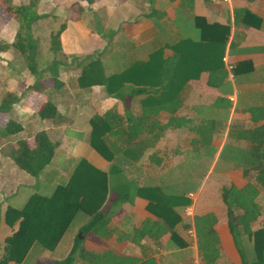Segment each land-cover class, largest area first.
Listing matches in <instances>:
<instances>
[{
	"label": "crops",
	"instance_id": "1",
	"mask_svg": "<svg viewBox=\"0 0 264 264\" xmlns=\"http://www.w3.org/2000/svg\"><path fill=\"white\" fill-rule=\"evenodd\" d=\"M59 3L60 10L56 15L59 17V25H64L59 35L61 55L60 58L52 57L51 62H55L56 73L62 84L55 87L51 80L44 83L46 95L55 102L58 115L54 119H41L36 115L43 126L35 128L28 136L17 138H30L37 130H44L56 146L51 161L45 165L36 179L31 181L19 173L18 170L21 169L9 157L8 149L1 148L5 143L0 137L2 139L0 154L8 158L12 164L9 171V196L13 201L3 211L2 228L9 230L5 237L18 228V222L13 226L5 223L6 208L21 207L32 193L39 192L36 188L43 189L50 178L51 190L47 193L41 190L39 193L50 195L57 185L66 184L80 159H84L87 164L102 172L108 173L110 169L112 161L104 158L89 144L90 118L112 107L123 113L124 107L114 96L107 94L103 86L78 87L75 79L81 67L88 61L99 58L107 73L116 72L135 60H146L149 53L160 47L163 48V56L166 57L172 52L168 47L169 44L180 37L197 36L193 16L198 15L208 22L230 26L223 55V64L227 71L226 85L221 88L207 85V72L203 71L197 79H189L179 91L168 93L170 109H159L144 123L153 126L154 129L170 123L169 127L138 161L125 158L123 162L125 169L121 166L122 178L134 181L138 185H171L176 186L175 190H179L183 180L186 183L198 182L195 190L191 189L185 193L184 197L189 199V203H178L173 206L181 219L174 227L175 236L167 232L158 242L144 237L141 239L142 246L130 240L134 227H139L145 219H156V216L146 208L147 199L135 195L130 201L123 202L113 209L109 222L112 231L111 235L104 239L105 242L95 234H91L87 239L100 246L105 245L117 253L140 259L152 256L157 264H183L185 256L193 258L194 264H201L193 217L212 212L217 218L214 229L220 241V258L217 264H236V262L241 264L227 227L226 208L220 198V189L222 185L230 182L237 187L246 183L241 170L231 161L234 157V147H244L247 144L246 140L236 137L235 131L252 125L247 112L249 107H264V0H193L192 10L181 7L179 0H93L91 3L81 0H62ZM41 4L39 1L37 11L45 18L49 12L40 11ZM152 8L165 12V16L158 19V28L146 16ZM242 11L258 17L259 24L257 26L251 23L243 24L245 20L256 21L252 17H245L242 22ZM14 32L15 29L10 31V37L3 35L0 38L11 42ZM109 46L111 47L107 50ZM121 48L125 51V66L114 69L109 52L112 50L116 53ZM98 49H102L101 52H97ZM0 52L12 53V50ZM246 62L252 64L250 71ZM237 64L240 65L234 73L233 69ZM30 76V82L24 88L27 92L25 95L31 94L30 92L35 93L29 88L34 81V76L32 74ZM18 89L20 90L19 87ZM24 90L15 92L22 94ZM157 94L159 95L156 93V96ZM38 96L39 94L36 97ZM152 96L155 95L127 96L125 113L139 114L143 109L151 107L152 101H155L153 104L158 100L161 101ZM21 100L23 103L26 102L24 99ZM24 104L27 105L28 112H34L27 102ZM172 109L176 110L172 112ZM23 128L19 132L23 133ZM205 128L209 131L207 132ZM229 129L232 131L230 135ZM204 133L208 134L209 139ZM149 137L153 141L154 136L151 138L149 135ZM225 145L228 146L226 150L223 149ZM68 150L75 152L72 160L64 159V153ZM1 170L3 169H0V175L3 174ZM19 176L26 179V182L19 181L21 179H18ZM22 188L27 190L26 195H22ZM215 195L217 199L213 197ZM110 197L111 193L108 192L101 208L108 203ZM257 203L261 215L253 229L264 227L258 225L260 218H264V190H260ZM77 214H81V219L70 236L71 241L65 245L67 253L74 234L90 216L82 210L75 215ZM68 230L69 227L65 233ZM191 230L194 235L189 234ZM61 239L52 250L59 246ZM36 244L34 243L29 251ZM37 245L36 255L44 257L49 255L47 251H52Z\"/></svg>",
	"mask_w": 264,
	"mask_h": 264
},
{
	"label": "trees",
	"instance_id": "2",
	"mask_svg": "<svg viewBox=\"0 0 264 264\" xmlns=\"http://www.w3.org/2000/svg\"><path fill=\"white\" fill-rule=\"evenodd\" d=\"M39 1L26 0L15 3L13 0H0V7L17 23L11 42L1 38L0 51L12 50L23 56L30 74L34 76L29 88L39 94L34 100V112L41 119H54L58 115L56 104L46 95L44 83L51 80L56 87L62 82L58 79L54 61L46 69L37 67L38 39L34 36L33 25L43 18L37 11ZM81 1L91 3L93 0ZM179 5L192 10L193 0H179ZM241 13L242 22L245 17H252L256 21L245 20L243 24H259L260 19L255 15L246 11ZM146 16L158 28V19L163 18L165 12L152 8ZM193 24L198 32L197 36L180 37L169 44L172 52L166 57L160 47L149 53L146 60H135L116 72L107 73L99 58L90 60L81 67L75 79L78 87L103 86L107 94L114 96L124 107L123 113L112 107L90 118L89 144L104 158L112 161L110 169L105 173L80 159L68 182L57 185L50 195L34 192L21 207L8 206L4 212L5 223L13 226L18 222V228L5 237L0 264H22L34 243L52 250L79 210L90 216L74 234L68 253L59 259H37L34 264H157L152 256L140 259L117 253L105 245L103 247L89 242L87 238L95 234L105 242L104 239L109 237L112 231L109 222L113 209L123 202L130 201L135 195L147 199L146 208L156 219H145L139 227H134L130 240L142 246L141 239L144 237L158 242L167 232L175 236L174 227L181 219L173 206L189 203V199L184 197L185 193L191 189L195 190L198 182L186 183L183 180L180 184L183 188L179 190H175L176 186L171 185H138L122 178L120 163L125 162V158L138 161L169 127L170 123L154 129L144 123L159 109H170L168 93L179 91L189 79H197L203 71L207 72V85L216 88L226 85L227 71L223 64V55L230 26L208 22L198 15L193 16ZM63 28L64 25L60 24L55 32H50L49 50L54 55L60 52L59 35ZM246 64L250 71L252 64ZM239 65L234 67V73ZM156 93L159 95L156 96ZM140 94L155 95L152 97L161 101L158 100L157 105L152 101L151 107L143 109L139 114L125 113V98ZM10 108V102H0V114H6ZM172 110L174 112L176 109ZM247 112L252 125L235 131L236 137L246 140L247 144L244 147H234V157L231 159L234 166L241 170L246 183L241 187L231 182L222 185L220 198L226 208L227 227L241 264H264V227L253 229L261 215L257 197L260 190H264V107L252 106ZM22 128L20 122L9 116L0 125V137L5 139ZM228 134H232L230 129ZM149 135L151 138L154 136L153 141L149 139ZM207 137L209 139V136ZM55 146L56 143L50 140L46 131L37 130L30 138L17 139L6 147L9 157L18 168L37 177L51 161ZM223 149H228V146L225 145ZM108 192L111 197L101 208ZM216 222V215L212 212L193 217L201 264H217L220 258V241L214 229ZM240 240L250 248V255L241 250ZM88 243L95 247H89Z\"/></svg>",
	"mask_w": 264,
	"mask_h": 264
},
{
	"label": "rangeland",
	"instance_id": "3",
	"mask_svg": "<svg viewBox=\"0 0 264 264\" xmlns=\"http://www.w3.org/2000/svg\"><path fill=\"white\" fill-rule=\"evenodd\" d=\"M15 3H22L26 0H13ZM62 0H40L41 6L40 11H48L51 14H47V17L40 19L33 25V33L34 36L38 39V47H37V67L38 68H45L47 67L52 57H59L60 53L54 54L49 50V39H50V32L53 33L58 29L59 26V17L56 15V12L60 10V3ZM39 8V7H38ZM48 8L50 10H48ZM15 20L5 11L2 7H0V37L1 36H8L10 37V31L14 30L16 27ZM96 27L100 28L98 24H95ZM50 31V32H49ZM13 33V32H12ZM10 35V36H9ZM1 40V38H0ZM111 46L107 47L110 48ZM102 49H98L97 52H101ZM123 48L120 50L112 52L110 50L109 58L111 59V62L113 64L114 69H121L125 66V51H122ZM12 53H15L12 51ZM10 52H0V102L2 100L10 102L11 106L13 105V108H10L9 111L6 114H0V125H2L7 117H12L13 119L19 120L23 125V133L17 132L15 134L7 136L3 141L4 145L1 146L2 143H0L1 148H7L6 146L16 140L17 138L21 136H28L32 133V131L35 128H40L43 126L42 123L39 122V119L37 118L36 114L34 112H28L26 110L27 105L24 103H28L32 110H34V100L36 99L37 94L30 92L31 94L25 95L27 93L24 88L27 86V84L30 82V74L29 70L27 68V63L22 55L15 53L14 55ZM56 67V65H55ZM24 93L17 94L15 91H20ZM20 91V92H21ZM16 93V94H15ZM21 99H24L26 102H22ZM15 103V104H14ZM24 105H23V104ZM23 105V106H22ZM39 122V123H38ZM69 129H67L68 131ZM53 139V138H51ZM2 139L0 138V142ZM56 155V154H55ZM75 155L74 151L68 150L64 153V159L72 160L73 156ZM55 159V156H54ZM53 159V160H54ZM120 163V162H119ZM120 165L125 169V163H120ZM16 167V166H15ZM12 168V164L8 158L3 157L0 154V169L2 171V175H0V253L3 245V238L5 235L9 233L8 229H3V211L7 205L12 204L13 199L10 198L9 194V187H10V175L9 171ZM16 169H18L16 167ZM19 173L25 175L27 179L34 181L36 177L30 176L26 174L25 172L18 170ZM10 174H14L10 172ZM21 178V179H20ZM19 181L25 183L26 179L19 176ZM221 182L224 180H220ZM50 182L51 178L47 181V184L43 189L36 188L37 191L47 193L51 190L50 188ZM23 189V188H22ZM22 195L27 194V190L23 189ZM35 190V189H34ZM217 194V192H216ZM21 195V196H22ZM217 199V196H213ZM212 197V199H213ZM17 204V203H15ZM81 219V214L75 215L73 218L69 230L65 233L63 238L61 239V242L57 248H55L52 251H47L49 253L48 256H40L36 255L37 247L38 245H34L32 250L29 251L27 254L25 260L22 264H34V262L37 259H44V260H52L53 258H62L66 255L67 251H65V245L69 243L70 236L73 234L74 230L77 228L78 223ZM258 225L264 226V218H260ZM241 250L247 254L250 255V248L242 241H239ZM89 247H95L92 243H88ZM162 256V255H161ZM185 260L183 264H194L193 258L190 257H183ZM237 264V262H236Z\"/></svg>",
	"mask_w": 264,
	"mask_h": 264
},
{
	"label": "built area",
	"instance_id": "4",
	"mask_svg": "<svg viewBox=\"0 0 264 264\" xmlns=\"http://www.w3.org/2000/svg\"><path fill=\"white\" fill-rule=\"evenodd\" d=\"M189 234L190 235H194V232L191 230V231H189Z\"/></svg>",
	"mask_w": 264,
	"mask_h": 264
}]
</instances>
